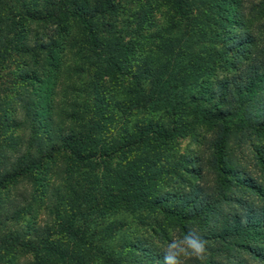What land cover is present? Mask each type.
<instances>
[{"label": "trees", "instance_id": "obj_1", "mask_svg": "<svg viewBox=\"0 0 264 264\" xmlns=\"http://www.w3.org/2000/svg\"><path fill=\"white\" fill-rule=\"evenodd\" d=\"M94 1L0 0L2 84L14 54L24 57L15 72L18 106L0 100V114L25 130L0 149V258L10 254L14 264L27 254L34 259L31 264H162L170 233L198 226L208 241L203 264H264V182L237 166L234 133L228 130L236 123L239 131L264 134V0L253 9L260 16L257 22L244 0H199L206 12L198 17L181 0H165L174 16L166 28L170 35L156 43L165 50L163 70L156 60L139 58L140 42L131 41L143 38L145 26H133L146 24L151 10L142 6V12L132 8L139 2L118 0L95 8ZM35 22L57 34L39 41L41 36L32 32ZM196 32L221 43L204 51L221 63L214 59L194 66L183 51L173 52L177 46L189 50L188 36ZM75 34L83 36L80 46ZM76 46L85 60L90 59L87 53L92 55L95 105L88 108L75 97L72 110L56 112L57 120L64 59ZM84 72L81 67L68 70L73 79ZM124 82V91L133 88L128 99L127 93L124 98L116 93L126 87ZM151 83V91L136 89ZM117 99L120 110L114 111ZM139 110L144 116L136 124L112 125L116 113L131 116ZM86 119L88 128L80 124ZM198 127L212 133L200 137L204 144L194 154L181 159L163 152V146L179 138L199 136ZM21 144L26 147L18 153ZM257 154L264 171V149ZM115 160L124 170L110 168ZM83 168H101L104 177L89 178L80 194L74 185ZM253 197L259 198L257 205ZM38 198L52 203L55 222L31 228L36 213L23 226V210L31 211ZM121 209L141 213L147 232L131 236L117 231L121 225L116 228L113 218ZM150 235L159 236L162 246Z\"/></svg>", "mask_w": 264, "mask_h": 264}, {"label": "rangeland", "instance_id": "obj_2", "mask_svg": "<svg viewBox=\"0 0 264 264\" xmlns=\"http://www.w3.org/2000/svg\"><path fill=\"white\" fill-rule=\"evenodd\" d=\"M119 2H125V3H129V2H139L137 4H135L134 6H132L133 9H137L138 7H142L145 6L147 9H150V14L151 16L148 18V22L145 23H136L133 27H138V26H145L144 28V36L143 38L140 37H133L131 39L132 43H137L140 42L139 44H137L138 46V50H137V56L139 58H141L142 56L144 58L150 59V60H156L157 65H155L159 70H163V67L166 68L167 65L164 66V63L166 62L165 60V56L164 55V51H159L158 48L159 46L156 45V43L160 44V42L163 44L164 40L161 36L164 35V37H167L168 34L166 32V28H168V26L170 25L171 20L173 19V11L172 9H170L166 4H165V0H118ZM128 1V2H126ZM148 1V2H147ZM94 6L95 8H97L98 6H101V4L106 3L105 0H95ZM181 2L184 4V7L186 8V10H189V13L192 14V17H198L201 16L202 13H205L206 11H204L206 8L203 6L202 1L200 2L199 0L195 2V0H181ZM244 2L246 3V5L248 6V11L251 14V16L253 18V22H257V18H259L260 16L258 15L257 11H253V9H257V7H255V4H258L259 0H244ZM12 2L11 5H13ZM72 6L74 7V4H72ZM120 6V5H119ZM13 8H17L20 9V6L17 4L13 5ZM74 9V8H73ZM140 11L143 12V10ZM145 11V10H144ZM141 14L138 12V15L141 16ZM97 16L100 17V15L97 13ZM136 18V20H138L139 17L134 16ZM261 21H263L264 19V14L261 17ZM259 23V22H258ZM42 23L39 22H35L32 24V32L33 35L39 34L41 36L40 40H47V38H49L50 35L52 34H57L56 32H54V29H49L50 31H47L43 28H39V25ZM257 24V23H256ZM147 26V27H146ZM120 28H122L121 26H119ZM39 28V29H36ZM178 31H176L177 33L181 31V27L177 28ZM161 33V34H159ZM172 34H176V33H172ZM171 34V35H172ZM191 34V33H190ZM154 36V38H153ZM52 37V36H51ZM81 37H83L82 35L75 34L73 39L77 40L80 42L79 45H81ZM104 38V36H103ZM215 38V37H214ZM56 40H60V35H57ZM216 40V39H215ZM209 39V36L203 37L202 35L197 36V32L193 35V36H188V43L186 48L188 49H184L185 47L182 48V50H180V47H174V51L173 52H178L181 53L182 51L184 52V56L186 58L187 61L191 62L192 65L194 64V66H204L207 62H212L214 61V59L216 61H220L218 60L215 56L205 53L204 51L208 48H210L212 45L215 47H221V43L218 41H215ZM212 43H211V42ZM60 43H62L63 45L66 44V42L64 40L60 41ZM158 44V45H159ZM73 47L72 49L67 50L66 52V56L64 59L65 65V71L63 74V78H62V85L60 87V91L59 94L57 95V102L56 104L58 105V111L57 109H55V114L54 117L57 118V120H59V117L57 115L56 112H61L63 111L65 108L66 110H68V112L70 110H72V106L74 104L75 97L76 100H78L81 105H87L88 108L89 107H93L94 104V98H93V87L90 85L91 82V78H92V72L94 70V66L92 65V60L91 59V54L90 52L87 53V56L90 57V59L85 60L83 58V56L80 54V47ZM72 47V46H70ZM108 50V49H107ZM175 53V54H178ZM14 57V58H13ZM12 57V61L9 63L7 69H5L4 71V75L5 78L3 79V83L2 84L0 82V100L3 104H6V106L8 107H12L14 105L15 108H17L18 103L16 102V97H17V93H18V89L14 90L15 87V82H18V79L16 78V71L18 70L19 67L22 68V65L20 64L21 60L20 59H24V57L19 56L18 54H14V56ZM175 59V58H174ZM222 61H220L221 63ZM213 63V62H212ZM211 63V64H212ZM94 64V62H93ZM139 64L141 65L142 62L140 61ZM139 66V65H138ZM172 66V65H171ZM73 67V68H72ZM84 68L86 72L83 73L84 76H79L75 79L70 78L69 74H68V70L70 69H74V68ZM98 67V66H97ZM152 68H154L152 66ZM171 68V67H170ZM169 68V69H170ZM155 69V68H154ZM76 72V71H74ZM82 74V73H81ZM5 80V82H4ZM72 84L74 87H72ZM126 87H122L121 92L120 90L116 89V93H118L119 98H124L125 94L127 93V99L130 97L131 92H133V88L131 87L128 88V90L124 91L127 88V83L124 82ZM131 84V82H129L128 86ZM90 86V87H88ZM154 83L150 84V86L148 88H143V86L138 87L136 86V89L144 91V90H149L151 91V89H153L154 87ZM161 86V83H160ZM75 89V90H74ZM113 98L110 99V101H112ZM126 99V100H127ZM134 100V99H133ZM120 100H114L113 104H112V110L114 111H119L120 110V106L118 104ZM134 103V101H133ZM132 103V104H133ZM131 105V102L129 103ZM11 105V106H10ZM117 115L119 114V116L117 117V121L116 124H112L114 127H119L121 124L126 123L127 121H130V125L132 124H136L137 122L141 121L143 119V113L139 110L137 112H134L131 114V116H126L120 112L116 113ZM4 114L1 113L0 114V149L1 148H5L7 149V147H5L4 145L9 142L10 140H12L16 135H22L25 130L22 127H18V124H12L9 121H5L4 118L2 117ZM181 116V115H180ZM187 118L189 119V122H191V117L192 114H188L186 115ZM61 119V118H60ZM187 120V119H185ZM184 121V120H183ZM65 124H71V120L69 121H65ZM80 124L82 126H84L85 128L89 127L88 124V119L83 120L82 122H80ZM16 125V126H15ZM200 128V127H198ZM240 127L236 124V123H230L229 125V132H233L234 136L232 138V150L234 158L237 162V166H239L242 170V172H249V174L257 179V181H261L264 182V171H263V167L259 164V155L257 154V150L259 149H264V134L259 135L256 133H253L252 131L246 130V132H242V130L240 129V131L238 130ZM201 131H199V136H196L195 133L189 134L187 137L185 138H179L176 141H173L172 143H169L165 146H163V152L165 154H168L169 156L171 154L177 155L178 158L183 159L184 156L188 153V154H194L196 152V150H199V148L202 147V145L204 144V141L200 138L202 137H206L209 134H211V131H208L207 128L203 129H199ZM236 131V132H235ZM214 135V134H212ZM20 140L15 141L14 143H18ZM25 144H21L18 145L16 148V151L19 153L22 149H25ZM18 153H15L16 155H18ZM161 155H159L160 157ZM162 164H167L166 161H161ZM186 163V162H183ZM109 167V166H108ZM120 167H122L121 169H123V166L121 165L119 160H115L110 168L113 169H119ZM124 170V169H123ZM122 170V171H123ZM81 174L77 176V180L75 182L74 185V189L79 191L80 194L83 193V191L86 188L87 182L89 180V178H93L95 181L96 179L98 180V178L102 177L101 179H103V170L101 168H95V169H86L83 168L82 171H80ZM111 173L113 174V176H116V174L118 173V171H111ZM240 190H237V192H239ZM251 197L250 193L248 195V197ZM256 200V205L257 202L259 203L260 200L257 197H253ZM253 201V199H252ZM44 202V201H43ZM40 202V199L38 198L36 200V202H34L33 206L30 208L31 211H29L27 208L23 210L22 214V224L23 226L26 223V219L28 217H34V215H36V213H38V219L36 221L33 222V225L30 224L31 228L32 227H36L34 226V224H38V225H46L48 224H53V222H55V215L54 213H52L51 210H54V208L51 206L52 203H50L49 201L47 203H43ZM56 202V201H55ZM254 202V201H253ZM34 212V213H33ZM29 213L32 215H29ZM52 213V214H51ZM120 215L117 216V218H113V220H116V228L118 226L121 225L120 229H117V231H120L122 233H127L130 234L131 236H139V235H143L144 233L147 232L146 227L142 226V222L140 221V215L139 214H133V213H129L128 211H126L125 209H121V211H119ZM34 214V215H33ZM143 221V219H142ZM127 224V225H126ZM37 225V226H38ZM113 225V224H112ZM26 229V228H25ZM27 230V229H26ZM97 232L99 233L98 228H96ZM24 239V238H23ZM148 239L150 241H155L158 245L162 246L163 241L159 238V236H153L150 235L148 236ZM23 254H26L25 252L22 251ZM12 254V253H11ZM8 255H4L3 257L0 258V264H14L13 262H11V258ZM19 262L17 264H31L33 262V257L29 254L27 255H20L19 257Z\"/></svg>", "mask_w": 264, "mask_h": 264}, {"label": "clouds", "instance_id": "obj_3", "mask_svg": "<svg viewBox=\"0 0 264 264\" xmlns=\"http://www.w3.org/2000/svg\"><path fill=\"white\" fill-rule=\"evenodd\" d=\"M170 240L162 247V264H187L195 260L203 262L207 256L208 241L198 226L190 227L183 234L170 233Z\"/></svg>", "mask_w": 264, "mask_h": 264}]
</instances>
